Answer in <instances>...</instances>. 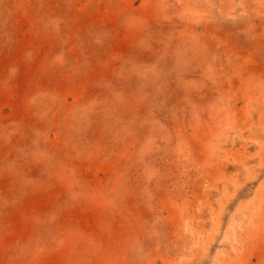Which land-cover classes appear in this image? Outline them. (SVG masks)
Returning <instances> with one entry per match:
<instances>
[{"label":"rangeland","instance_id":"obj_1","mask_svg":"<svg viewBox=\"0 0 264 264\" xmlns=\"http://www.w3.org/2000/svg\"><path fill=\"white\" fill-rule=\"evenodd\" d=\"M0 264H264V0H0Z\"/></svg>","mask_w":264,"mask_h":264}]
</instances>
